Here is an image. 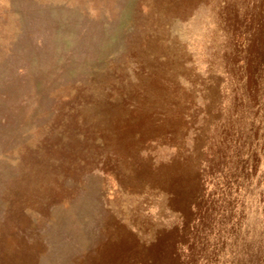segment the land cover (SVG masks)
I'll return each mask as SVG.
<instances>
[{
	"label": "rangeland",
	"instance_id": "rangeland-1",
	"mask_svg": "<svg viewBox=\"0 0 264 264\" xmlns=\"http://www.w3.org/2000/svg\"><path fill=\"white\" fill-rule=\"evenodd\" d=\"M0 264H264V0H0Z\"/></svg>",
	"mask_w": 264,
	"mask_h": 264
}]
</instances>
